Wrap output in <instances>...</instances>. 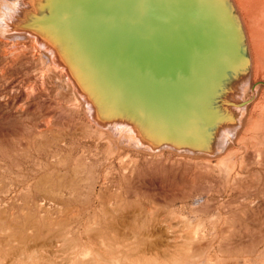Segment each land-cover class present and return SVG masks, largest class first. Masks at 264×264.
Masks as SVG:
<instances>
[{"label": "bare ground", "instance_id": "bare-ground-1", "mask_svg": "<svg viewBox=\"0 0 264 264\" xmlns=\"http://www.w3.org/2000/svg\"><path fill=\"white\" fill-rule=\"evenodd\" d=\"M14 1L0 5V32L8 22L15 26V21L7 22L14 11L24 17L38 11L37 0ZM231 2L246 39L249 92L254 87L252 95L246 93L248 103L238 120L239 129L226 136L223 151L213 156L193 154L208 163L209 171H224L215 207H141L119 192L111 197H115V206L106 207L112 199L105 198L102 190H108L105 186L112 173H103L96 190L84 158L71 157V146L61 144L64 139L57 140L50 122L43 124L44 129L36 126L26 131L19 144L13 143L17 131L7 132L0 134V264H264V182L258 181L264 175V88L256 95L258 85L264 87V0ZM9 34L29 36L34 50L53 63L55 73L78 95L76 104L83 101L89 124L99 138L112 140L115 148L151 154L170 149L152 150L160 146L133 124L151 148L141 146L123 119L110 128L99 127L91 118L93 106L85 103L56 61L60 55L41 44L47 40L34 31ZM96 120L104 122L97 116ZM220 136H225V130ZM246 143L252 155L236 159L233 150L237 147L242 155ZM135 165L133 160L120 166L123 179L134 173ZM116 187L121 188V182ZM84 188L97 191L93 201L84 197ZM208 198L197 194L193 199ZM94 202L97 207H92ZM78 203L81 207L73 206Z\"/></svg>", "mask_w": 264, "mask_h": 264}, {"label": "water", "instance_id": "water-1", "mask_svg": "<svg viewBox=\"0 0 264 264\" xmlns=\"http://www.w3.org/2000/svg\"><path fill=\"white\" fill-rule=\"evenodd\" d=\"M37 8L11 13L15 26L0 35L45 38L99 127L123 119L141 146L150 147L133 124L160 146L152 150L208 156L239 129L250 63L231 0H37Z\"/></svg>", "mask_w": 264, "mask_h": 264}, {"label": "rangeland", "instance_id": "rangeland-1", "mask_svg": "<svg viewBox=\"0 0 264 264\" xmlns=\"http://www.w3.org/2000/svg\"><path fill=\"white\" fill-rule=\"evenodd\" d=\"M2 2L7 0H0V5ZM10 35L21 37L11 39ZM49 62L34 50L29 36L0 35V134L17 131L13 143L19 144L28 130L36 126L44 129L43 124L50 122L57 140L64 139L61 144L67 148L71 146V157L84 158L96 190L103 173L106 170L112 173L105 186L108 190L104 193L102 190L105 198L119 192L127 201L136 202L141 207H215L224 171L217 168L209 171L206 161L170 149L151 154L123 146L115 148L112 140L98 137L96 128L89 124L83 101L80 99V104H76L78 95L67 86L64 78L55 73L53 63ZM262 88L263 85H258L256 95L261 94L259 90ZM261 115L264 124V113ZM246 147L242 155L237 147L233 150L236 159L252 155L250 143H246ZM19 160L24 161L23 158ZM133 160L136 162L134 173L123 179L120 166ZM211 161L215 163V159L211 158ZM260 175L258 181L261 184L264 175ZM119 182L120 189L116 187ZM84 189V197L93 201L97 191ZM197 194H207L210 198L195 201ZM115 203L113 197L105 206H115ZM73 206L81 207V204ZM92 207H97V203H92Z\"/></svg>", "mask_w": 264, "mask_h": 264}]
</instances>
